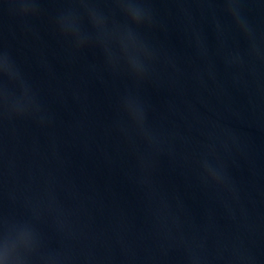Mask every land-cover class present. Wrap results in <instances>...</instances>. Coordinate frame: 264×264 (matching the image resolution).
<instances>
[{
    "label": "water",
    "instance_id": "water-1",
    "mask_svg": "<svg viewBox=\"0 0 264 264\" xmlns=\"http://www.w3.org/2000/svg\"><path fill=\"white\" fill-rule=\"evenodd\" d=\"M0 264H264V0H0Z\"/></svg>",
    "mask_w": 264,
    "mask_h": 264
}]
</instances>
